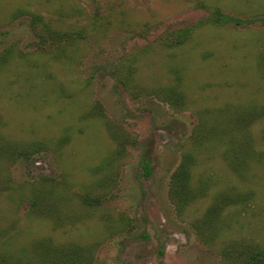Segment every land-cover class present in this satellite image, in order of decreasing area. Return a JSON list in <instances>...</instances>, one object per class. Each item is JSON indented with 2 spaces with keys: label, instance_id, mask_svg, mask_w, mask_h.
Masks as SVG:
<instances>
[{
  "label": "rangeland",
  "instance_id": "374dc122",
  "mask_svg": "<svg viewBox=\"0 0 264 264\" xmlns=\"http://www.w3.org/2000/svg\"><path fill=\"white\" fill-rule=\"evenodd\" d=\"M0 57L8 262L39 245L90 264L264 249V0H0Z\"/></svg>",
  "mask_w": 264,
  "mask_h": 264
},
{
  "label": "trees",
  "instance_id": "16d2710c",
  "mask_svg": "<svg viewBox=\"0 0 264 264\" xmlns=\"http://www.w3.org/2000/svg\"><path fill=\"white\" fill-rule=\"evenodd\" d=\"M214 18L219 22H226L233 20L238 24L241 23V19L236 17H229L226 14H223L219 11L214 13ZM34 22H40L41 17L39 15H34ZM187 32V31H185ZM6 55H1V57ZM0 57V58H1ZM119 77L122 80L121 74ZM192 156L189 153H183L182 160L178 165L176 171L173 173L171 181V191L173 199H176L180 204H183L184 199L187 195L191 196L192 188L190 187L189 179H191L192 172ZM141 168L143 169V174L148 176L151 173L150 164L148 159H145L141 163ZM89 202V200H88ZM90 203V202H89ZM36 206L35 200H33V208ZM37 208V207H36ZM213 206L208 210L207 215L210 214V211L213 210ZM201 223L194 224L195 229L197 230L200 227ZM38 252H36L37 261L35 255L30 259V254L27 251L17 256L15 263L8 262V257L5 253H0V264H90L89 256L78 249L79 247H73L69 250L63 251L59 250L57 246H46L39 245ZM248 263L259 264L264 261V249L261 252H255L254 250L247 249L240 253ZM35 261V262H34ZM258 262V263H257Z\"/></svg>",
  "mask_w": 264,
  "mask_h": 264
}]
</instances>
